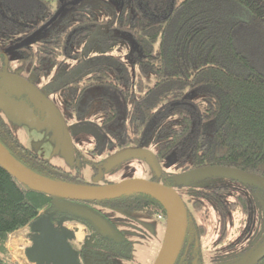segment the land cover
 <instances>
[{"label":"trees","instance_id":"trees-1","mask_svg":"<svg viewBox=\"0 0 264 264\" xmlns=\"http://www.w3.org/2000/svg\"><path fill=\"white\" fill-rule=\"evenodd\" d=\"M239 19L264 22V0H0L4 61L6 55L10 63L14 52L17 75L46 100L60 98L76 132L94 136L90 154L143 150L148 143L156 148L150 153L163 174L149 181L176 191L186 209V233L174 264H204L203 241L211 231L219 246L230 227L241 228L238 242L245 241L256 223L258 198L264 197V187L218 171L264 179V73L234 47ZM209 124L212 133L205 130ZM0 143L41 177L90 185L79 173L25 148L2 116ZM129 158L148 163L135 156L123 160ZM171 161L175 174L163 171ZM194 172L202 174L189 175ZM56 201L24 186L0 165V264H19L7 248L12 235L31 231L38 222L51 223L58 234L63 219L78 221ZM79 204L94 211L141 210L163 224L167 217L164 202L147 193ZM84 225L90 238L71 241L81 264L133 258V241L116 244ZM234 244L230 241L225 252L228 264L239 257ZM263 249L264 239L241 251L251 252L246 264H264V257L255 263Z\"/></svg>","mask_w":264,"mask_h":264},{"label":"rangeland","instance_id":"rangeland-1","mask_svg":"<svg viewBox=\"0 0 264 264\" xmlns=\"http://www.w3.org/2000/svg\"><path fill=\"white\" fill-rule=\"evenodd\" d=\"M239 21L240 26L234 29V47L243 53L254 68L264 73V22L248 24L245 20L239 19ZM4 45L5 39L0 36V47L3 48ZM10 56L11 62L7 64L6 69V60L4 61L0 52V116L8 123L25 148L67 172L79 173L87 184L96 183L99 172L104 175V180L100 181L102 184L149 180L155 174L154 168L144 159L129 158L114 162L111 160L114 155H111L109 150L90 154L95 147L94 136L86 132L80 134L76 132L75 119H66L59 97L49 95V99L45 102L35 101L28 89L22 88L17 94L10 91L3 83L4 77L7 72L13 75L19 72L15 53L10 52ZM205 130L212 133L214 126L209 124ZM69 142H73V151L69 150ZM143 150L153 153L156 148L152 143H148ZM163 171L167 174H175L177 171L173 161L163 165ZM257 207L256 223L245 241L238 242L240 237L238 231L241 228L236 232L234 227H230L228 238L222 246H219L216 244L217 234L211 231L210 238L203 241L204 264H208L209 261V264H228L224 259L229 255L225 252H228L230 241L235 243L234 254L239 255L230 264H246L251 252L243 255L241 251L248 249L250 245L261 243L264 239V197L258 198ZM108 214L117 223L125 238L135 244L131 260H116L114 264H154L163 244L166 222L163 224L141 210L108 211ZM45 226L41 225V227ZM61 227L62 230H70L75 235L77 243L85 242L90 238L87 227L82 223L63 219ZM31 231L29 228L20 231L12 235L7 243L9 252L19 264H35L28 256L29 248L37 239L35 232ZM213 257L219 260H214ZM200 262L203 263L199 260L196 264Z\"/></svg>","mask_w":264,"mask_h":264},{"label":"water","instance_id":"water-1","mask_svg":"<svg viewBox=\"0 0 264 264\" xmlns=\"http://www.w3.org/2000/svg\"><path fill=\"white\" fill-rule=\"evenodd\" d=\"M13 84L8 88L14 93L20 88H27L31 93L42 100L46 98L27 80L17 75H6ZM5 86L7 83L3 82ZM36 101V99H35ZM48 103V102H47ZM67 131V130H66ZM69 150L73 151V144L69 142ZM135 156L145 158L154 168L157 177H161L163 172L156 157L148 151L139 149H126L116 153L111 157L113 161H121L126 157ZM0 165L11 173L24 186L46 194L57 199V208L68 212L72 217L81 222L88 223L92 229L102 234L106 240H112L116 244L124 241L122 235L114 226L98 212L79 204L80 202L109 201L124 194L147 193L156 196L164 202L167 210L166 231L160 253L154 264H174L186 233V209L179 194L170 187L149 180H128L118 184L107 186H75L59 183L41 177L25 166L20 164L0 143ZM215 171V170H214ZM223 176L231 178L233 181L247 185L264 187V179L249 173L218 170ZM202 172H194L189 175H201ZM41 222L36 223L32 230L39 233V238L28 250V256L35 264H81L79 253L72 247L71 241L75 235L68 229H63L60 233H52V224L49 223L43 229H38ZM264 257V249L256 258L255 263Z\"/></svg>","mask_w":264,"mask_h":264},{"label":"flooded vegetation","instance_id":"flooded-vegetation-1","mask_svg":"<svg viewBox=\"0 0 264 264\" xmlns=\"http://www.w3.org/2000/svg\"><path fill=\"white\" fill-rule=\"evenodd\" d=\"M5 60H6V65L7 64H9V58L5 55ZM6 75H9V73L7 72V74ZM5 75V76H6ZM10 75H13V74H10ZM15 75H17V74H15ZM17 76H19V75H17ZM20 77V76H19ZM22 78V77H21ZM24 79V78H23ZM11 79H9V78H5L4 77V81L3 82H5V83H7V88H8V86H9V84L11 85V84H13V82L12 81H10ZM26 80V79H25ZM28 82V81H27ZM29 83V82H28ZM19 89H22V88H20V87H18ZM23 89H27V88H23ZM10 90V89H9ZM29 90V89H28ZM11 91V90H10ZM30 91V90H29ZM31 92V91H30ZM32 94V98H34V99H36V101H40V99H38L36 96H35V94H33V93H31ZM73 143V142H72ZM116 154V153H115ZM114 154V155H115ZM103 176V173H100L99 172V175H98V177H97V181H96V183H94V184H90V185H87V186H98V187H101V186H107V185H110V184H102L101 182H99V179L101 178ZM112 184H115V183H112ZM108 211H110L108 208H106V207H99V209H98V211H96V212H98L100 215H102V216H104L105 217V219L106 220H108L113 226H114V228L119 232V234L120 235H122L123 236V238L125 239V235H124V233L121 231V229H119V226L117 225V223L114 221V219L108 214ZM110 212H113V211H110ZM67 219H69V218H67ZM72 222H79V223H82V224H84V222H81V221H72ZM38 228H40V230L41 229H43V228H45V227H41V225H39L38 226ZM52 233H54L55 234V232H54V230L52 229ZM36 236H37V239L36 240H38V238H39V233H36L35 234ZM127 239V238H126ZM35 240V241H36Z\"/></svg>","mask_w":264,"mask_h":264},{"label":"built area","instance_id":"built-area-1","mask_svg":"<svg viewBox=\"0 0 264 264\" xmlns=\"http://www.w3.org/2000/svg\"><path fill=\"white\" fill-rule=\"evenodd\" d=\"M159 219H160V220H164V217L160 215V216H159Z\"/></svg>","mask_w":264,"mask_h":264}]
</instances>
